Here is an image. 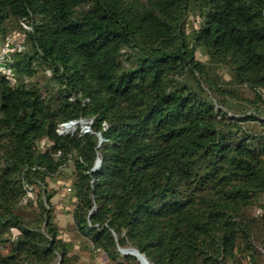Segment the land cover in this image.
<instances>
[{
    "label": "trees",
    "instance_id": "1",
    "mask_svg": "<svg viewBox=\"0 0 264 264\" xmlns=\"http://www.w3.org/2000/svg\"><path fill=\"white\" fill-rule=\"evenodd\" d=\"M11 33L24 42L0 53V264H81L55 221L59 179L107 264H141L130 249L264 264V0H0V45ZM79 118L92 134H57Z\"/></svg>",
    "mask_w": 264,
    "mask_h": 264
},
{
    "label": "rangeland",
    "instance_id": "2",
    "mask_svg": "<svg viewBox=\"0 0 264 264\" xmlns=\"http://www.w3.org/2000/svg\"><path fill=\"white\" fill-rule=\"evenodd\" d=\"M200 18L196 15H190L188 18V29L191 31L199 26ZM24 37L21 33H11L7 36L6 40L0 45V53L8 54L18 51L19 48L23 49ZM197 59L200 60L212 73L219 75L222 79L226 80L229 78L230 74L221 65H215L208 61V59L201 55L199 52L196 54ZM69 185V182L64 179H59L57 182H49V189L57 191V195L53 198L55 204V221L60 229L61 236L72 242L77 250L81 254V264H107L104 256L99 255L98 253H90L85 250V246H88V241L77 235L76 230L74 229L73 223L70 221V216L68 215L69 210V196L66 195L64 191L65 187ZM32 195V194H30Z\"/></svg>",
    "mask_w": 264,
    "mask_h": 264
},
{
    "label": "built area",
    "instance_id": "3",
    "mask_svg": "<svg viewBox=\"0 0 264 264\" xmlns=\"http://www.w3.org/2000/svg\"><path fill=\"white\" fill-rule=\"evenodd\" d=\"M91 124H92V121L91 120H85V119L79 118L77 120H72V121L60 123L58 125V127H57L56 132L59 135H63V134H67V133H73L76 130H78V132L81 135L92 134ZM103 128L104 129L106 128V125L105 124H103ZM97 138H98V145H100L102 142H104V139H102L100 137V135H97ZM98 160L99 159H96L95 164H94V167L97 166L98 163H96V162H98ZM65 188H66V192H70V187L69 186H66ZM261 214H262L261 211H259V210L256 211V215L257 216H260Z\"/></svg>",
    "mask_w": 264,
    "mask_h": 264
},
{
    "label": "water",
    "instance_id": "4",
    "mask_svg": "<svg viewBox=\"0 0 264 264\" xmlns=\"http://www.w3.org/2000/svg\"><path fill=\"white\" fill-rule=\"evenodd\" d=\"M99 146V145H98ZM98 163L96 167H94L92 170H96L98 168V166L100 165V160H98ZM120 254L123 256H133L135 257L141 264L144 262L145 264H148V262L146 261L145 257L140 255L135 249H130V250H119ZM132 252H134L135 254H133Z\"/></svg>",
    "mask_w": 264,
    "mask_h": 264
},
{
    "label": "crops",
    "instance_id": "5",
    "mask_svg": "<svg viewBox=\"0 0 264 264\" xmlns=\"http://www.w3.org/2000/svg\"><path fill=\"white\" fill-rule=\"evenodd\" d=\"M70 216V215H69ZM70 221L72 222V218H71V216H70Z\"/></svg>",
    "mask_w": 264,
    "mask_h": 264
},
{
    "label": "bare ground",
    "instance_id": "6",
    "mask_svg": "<svg viewBox=\"0 0 264 264\" xmlns=\"http://www.w3.org/2000/svg\"><path fill=\"white\" fill-rule=\"evenodd\" d=\"M133 254H135L134 252H132ZM142 264H145L144 262Z\"/></svg>",
    "mask_w": 264,
    "mask_h": 264
}]
</instances>
